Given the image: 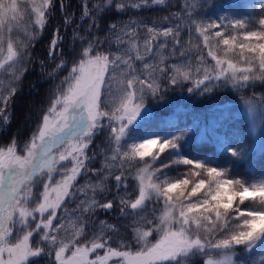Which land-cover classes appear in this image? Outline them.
Here are the masks:
<instances>
[{
	"label": "snow or ice",
	"instance_id": "6c2138e0",
	"mask_svg": "<svg viewBox=\"0 0 264 264\" xmlns=\"http://www.w3.org/2000/svg\"><path fill=\"white\" fill-rule=\"evenodd\" d=\"M170 6L83 0L77 23L66 0H0L4 126L36 37L54 12L63 13L41 61L42 68L54 63L46 72L53 81L48 106L22 145L13 137L0 146V264H264V178L249 181L217 158L186 152L193 127L179 134L150 127L147 105L186 83L196 95L264 86V0L253 5L261 9L255 19H210L200 10L220 7L215 0H185L181 12L163 18L175 23L130 18L98 34L113 9ZM69 29L72 48L65 52ZM62 71L67 75L56 83ZM244 106L254 125L258 115L264 122V96L256 103L254 93ZM100 135L103 146H94ZM213 138L225 159H246L242 147ZM97 157L103 159L94 168ZM116 208L124 219L102 220L89 235L96 211Z\"/></svg>",
	"mask_w": 264,
	"mask_h": 264
},
{
	"label": "trees",
	"instance_id": "16d2710c",
	"mask_svg": "<svg viewBox=\"0 0 264 264\" xmlns=\"http://www.w3.org/2000/svg\"><path fill=\"white\" fill-rule=\"evenodd\" d=\"M179 1L181 0H170V7L164 9H141L139 12L136 11L135 14L140 21L154 22L170 13V11L172 12ZM66 2L68 11L74 14L75 21L79 23L83 0H66ZM215 3L220 5V7H207L200 11L210 19H216L220 15L255 19L261 15V9L253 7V5L258 4V0H215ZM130 12L131 10L125 13L130 14ZM109 14L110 12L104 14L103 19ZM62 18L63 13L56 11L50 20L56 25L59 22L61 23L60 20ZM101 22L102 20L99 21V23ZM106 24L108 23L106 22ZM105 29L106 27L101 24L98 31L101 37L105 34ZM71 34V29L65 32V36L68 38L64 44L65 52L70 51L72 48L71 43H69ZM52 67H54L53 64L47 68V71H50ZM46 72H44L45 76L41 83L38 82L42 77L41 73L36 74L35 79L30 81L24 75L22 86L28 89V92H26L27 94H21L19 97L14 96L12 100L9 109L11 120L2 134L9 133L10 137L12 139L15 137L20 144H23L29 138L36 126L41 110L46 109L48 106L52 80L47 76ZM62 72L65 73L66 71ZM34 84H36V87ZM257 85L255 88L244 89L242 92H236L231 88H219L212 93L196 95L187 91V88L191 85L186 83L182 88L177 87L167 91L166 98L162 102L147 101V105L152 111V116L149 118V126L154 127L163 124L167 131L175 132L176 134H179L180 131L187 127H193V131L186 137V152L199 153L202 157L217 158L223 166L232 167L234 175L243 176L249 181L264 178V151L256 152L252 150L251 133L239 108L244 103V99L253 98L254 93L255 101L260 102V98L264 96V86L259 85V82H257ZM30 102H32L31 108L27 106ZM22 106H24L29 116V121L21 129L19 128V122L17 124L16 118ZM203 129L210 130L208 139L196 142L195 136L202 132ZM214 136L224 138L233 147L239 146L245 149L247 152L246 159L239 161H232L231 158L225 159L224 154L219 152L216 147ZM246 203L250 202L246 201ZM239 258L238 256L237 259ZM203 259L206 258H196L194 264H202Z\"/></svg>",
	"mask_w": 264,
	"mask_h": 264
},
{
	"label": "rangeland",
	"instance_id": "374dc122",
	"mask_svg": "<svg viewBox=\"0 0 264 264\" xmlns=\"http://www.w3.org/2000/svg\"><path fill=\"white\" fill-rule=\"evenodd\" d=\"M211 0H209L210 2ZM24 2V0H22V3ZM188 2L191 3H195V2H202V0H188ZM185 0H181L179 1L178 5L175 6L174 10L170 13H167L165 16L161 17L159 20L154 21L155 23H157L160 26H166L168 23H175L176 21L172 20L169 22H165L163 21L164 17H170L171 13H175V12H181L182 6L184 5ZM30 8V5H29ZM161 7H155L152 9H158ZM144 10L149 9V8H143ZM164 9V8H161ZM136 10H131L130 14H126V13H118L115 11V9H113L109 15L105 16V19H102V22L100 23V25L102 24L103 27H107L109 24H111L110 22H116V23H126L129 21L130 18H134L138 21H140L135 14ZM27 19V17L25 18ZM34 19V17H33ZM62 21V20H60ZM106 22L108 24H106ZM144 23H147L148 25H152L153 22H147V21H143ZM59 24V25H57ZM55 25V23L52 20H49L48 26L46 27V29H44L37 37L36 40L34 42L33 47L31 48V63L28 64V70L25 73L27 80H32L35 79L36 74L38 75L39 73H41L42 77L38 80L39 83L42 82V80L44 79V72H46L51 64L54 65V63L52 61H45V68L41 67V61L45 60L46 57V53L49 47V43L50 40L52 38V32L56 27H60L61 23H57ZM65 34V33H64ZM143 34V33H141ZM20 38L21 39H25L26 37H24L23 33L20 34ZM185 38H186V33H185ZM59 76L58 80L56 81V83H59L60 79H63V77L65 75H67V72H61ZM23 78V77H22ZM53 83V81L51 82V84ZM36 87V84H34ZM28 89H25V87L22 86V81L20 84V87L18 88V90L15 93V97H19L21 94H25ZM27 94V93H26ZM51 94V93H50ZM14 96L12 97V100L14 98ZM258 103V102H256ZM28 107L31 108L32 106V102H30L29 104H27ZM25 106V107H27ZM240 112L243 114V117L247 123L249 132L251 133V141L253 142V147L252 150L253 151H264V122H261V117L258 115L257 116V124L254 125L252 119H250L247 115V112L245 110V106L244 103L240 105ZM24 106H22L21 111L17 114V124L19 122V128H23L27 125L28 121H29V116L27 115L26 110L24 109ZM10 115V113H9ZM11 120V119H10ZM8 127V124L6 126L4 125H0V146L2 145H7L9 140L12 139V137H10L9 133H5V135L2 134L3 131H5V129ZM196 142H200L201 139V132H199L196 136ZM19 140H17L18 142ZM105 141V135H100L95 141H94V146H103ZM19 143V142H18ZM22 145V144H21ZM93 150H98V148H95ZM103 158L102 157H97L96 162L92 165V167L94 168H98L100 167V163L101 160ZM86 178H78V182L80 184L84 183V180ZM93 180H95V177H92ZM110 183V182H109ZM129 184H130V188L129 191H131V185L133 184V182L131 180H129ZM114 194V190L110 193H108L109 198ZM101 197L98 195L97 199H100ZM74 206L71 205L70 207ZM123 220L124 218L119 217V209L116 208L115 210H113L111 213H105L104 210L102 209H98L93 217V222L90 225L91 231H89V235L92 234L93 231H98L99 227H100V221H106L107 223H115L117 222V220ZM67 223V221H66ZM121 235H127L128 232L122 228L121 229ZM115 246V245H114ZM91 258V257H90ZM41 264H44L43 261H41ZM202 264H205V259H203Z\"/></svg>",
	"mask_w": 264,
	"mask_h": 264
}]
</instances>
